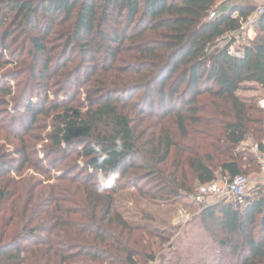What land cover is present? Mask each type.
<instances>
[{
    "label": "trees",
    "instance_id": "obj_1",
    "mask_svg": "<svg viewBox=\"0 0 264 264\" xmlns=\"http://www.w3.org/2000/svg\"><path fill=\"white\" fill-rule=\"evenodd\" d=\"M219 1L0 0V51L9 50L10 39L18 43L28 32L40 33L31 37V58L36 66L44 63L40 59L51 52L40 35H49L63 13V20L74 23L75 29L64 35L61 58L71 49L83 62L92 54L101 56L95 73L124 75L114 89L98 87L92 108L85 112L56 103L47 108L48 100L38 104L29 96L21 98L24 114L18 125L13 122L16 132L27 135L39 116L51 117L54 111L50 142L65 157L76 152L81 161L76 169L84 170L87 179L81 181L82 208H63L54 187L25 191V183L10 175L14 170L1 156L0 264L152 262L156 243L148 244L134 233L146 231L168 243L167 229L131 228L115 208L119 190L131 185L152 201L169 203L192 197L218 175L233 180L260 170L256 157L241 147L250 140L264 152V112L243 101L238 92L256 84L264 93V14L255 22L256 39L238 58L228 52L235 41L229 36L241 34L257 8L237 5L221 13ZM217 10V17L209 20ZM2 59L0 52V66ZM47 59L44 73L49 70L51 58ZM36 66L30 71L32 78L39 72ZM4 93H11L10 88H0V96ZM140 94L131 103L137 111L134 118L125 105ZM18 153L23 162L30 161L27 146ZM129 175L136 184L117 180ZM202 215L219 225V264H264V187L259 186L243 207L216 204ZM173 256L178 257L173 264H184L182 252L176 250Z\"/></svg>",
    "mask_w": 264,
    "mask_h": 264
},
{
    "label": "rangeland",
    "instance_id": "obj_2",
    "mask_svg": "<svg viewBox=\"0 0 264 264\" xmlns=\"http://www.w3.org/2000/svg\"><path fill=\"white\" fill-rule=\"evenodd\" d=\"M249 2L250 0H220L218 7L226 5L225 8H227V6L245 5L249 4ZM259 3H262L264 8V0H255L256 6ZM223 9H219L221 13H225ZM12 16L10 15L6 24L11 22ZM63 16V13L57 15L58 20L56 22L58 24H55L54 29L49 32V35H40L42 38H45L42 44L51 52L48 55L49 57L45 55L43 59H40L45 60L44 63H39L36 66L31 58L33 49L31 37L39 36L40 33L28 32V34L26 33L28 37L23 36L18 43L14 39H10L7 42L9 50L0 51L3 55L2 65L0 66V88H10L11 91V93H4L0 96V157H6V160L10 162L14 170V173L11 172L10 175L16 181L25 183V191L39 192L44 190L45 187H54V191L58 194L55 195V198L59 200L61 207L80 209L83 206L81 201L84 198L81 181L87 179V173L84 170L76 169L81 167V161L76 158V152L71 153L72 155H69V157H65L63 153L57 152L58 149H55L50 142V136L53 133L54 126H56V121L53 119L56 113L54 111L51 112V117L46 115L39 116L36 124L33 127L30 125L32 130L27 135L25 133H17L15 128H13V122L16 121L18 125V120L24 114V100L21 98L25 96L31 97L32 101L38 104L40 101L44 103L45 100H48L46 104L47 108H50L52 103H56L67 105L68 108L79 107L85 112L89 108H92L94 100L97 97H95V90L98 87H111L114 89L119 86L118 80L124 77V75H120L119 72L114 71H109L107 75H102L100 71L95 73L94 64L100 66L102 63L101 56L98 57L92 54L88 60L83 62L80 59L79 53L72 54L71 49L68 51L66 57L61 58L62 50L65 47V42L63 41L64 35L68 31L75 29V24L66 23L63 20ZM21 29L23 28L19 30ZM257 34L258 31L255 27L254 32L249 36L245 33L243 34V38L239 37V39L237 38L235 41H232V43H236L235 50L237 51L238 49L237 42L242 45L244 42L250 44L256 39ZM18 35H20V32ZM59 56L60 58H58ZM47 58H51L49 70L44 73L42 68L48 61ZM60 59L61 63L59 64L58 61ZM67 60L69 61L68 67L65 68L63 64ZM8 62H12L13 64ZM83 64L86 67L81 71L80 69ZM34 66H36L39 72L35 73L34 78H32L30 71ZM35 72H37L36 69ZM41 74L44 75V79L40 77ZM67 74H69V78H67ZM238 94L247 104H255L256 100L264 99V93L256 84L245 85ZM132 97V101L128 103L129 105H125V112L137 118V111L135 112L132 109L131 103L132 105L135 104L141 97V94ZM197 129L201 130L202 127L197 126ZM247 142L248 144L242 145L241 150L252 155L251 146L254 143L250 140ZM26 146L31 151V158L30 161L23 162L18 150H24ZM66 174H68L67 180H62L66 178L64 177ZM101 176L99 174L96 180H100ZM245 176L250 179L248 192V198H250L259 186L261 188L264 187V173L256 170L250 171ZM226 179L229 178L218 175L217 181L222 184ZM117 180L120 183L122 182V184L129 182L130 184H136L135 178L130 175L123 179L118 176ZM144 184L141 183V185ZM114 200L116 210L123 215L125 222L131 228H145L148 231L167 229L166 236L170 238L168 243L160 242L157 238L150 237L146 231L139 230L134 233L135 238H145L148 244L149 241L151 244L156 243L153 246L154 261L143 264H173L175 260H178V257L173 256L176 250L182 252L186 260L190 259L189 261L183 260L182 263L184 264L200 262L201 264H219L218 259L222 257V252L219 251L218 241L223 238L222 234H220L219 225L216 221L203 220L202 215V212L206 208L216 205L214 200L208 201L205 206L197 205L192 197L184 200L170 201L169 203H160L144 197L136 189L131 188V185L128 188L119 190L115 194ZM223 204L227 203L224 202ZM54 205L55 203L51 207ZM179 209L187 210L191 216L190 221L185 226H179L175 222V216ZM178 221V223H181L179 218ZM215 235H218L216 237L218 238L217 240L214 238ZM171 243H176L177 245L172 249L170 247ZM132 247L145 256L150 254V252H143L136 246ZM200 259L203 261L197 262Z\"/></svg>",
    "mask_w": 264,
    "mask_h": 264
},
{
    "label": "built area",
    "instance_id": "obj_3",
    "mask_svg": "<svg viewBox=\"0 0 264 264\" xmlns=\"http://www.w3.org/2000/svg\"><path fill=\"white\" fill-rule=\"evenodd\" d=\"M256 8L257 10L252 18L247 23L243 24L241 34H231L229 36V40H236L237 38L239 39V37L243 38V34L246 33L249 36L254 32L256 20L264 14L262 3H259ZM218 13L219 10L212 12L209 16V20L215 19ZM238 16L239 13L234 14V17ZM237 43V51L234 48L236 43L231 42L228 52L230 55L240 58L244 55L245 46L249 45V43L244 42L243 45L239 42ZM255 104L258 109L264 112V99L256 100ZM245 144H248V142ZM251 147V153L255 155L260 171L264 173V152L260 151L257 145H252ZM249 183L250 179L245 175L237 176L233 180L226 179L222 184L216 180L210 184L200 186L192 198L197 205L201 206H205L208 201L214 200L216 204H222L225 202L230 203L235 207H243L246 205V200L248 198ZM190 217L191 216L187 210L179 209L177 215L175 216V222L179 226H185L190 221ZM178 218L181 223H178Z\"/></svg>",
    "mask_w": 264,
    "mask_h": 264
},
{
    "label": "crops",
    "instance_id": "obj_4",
    "mask_svg": "<svg viewBox=\"0 0 264 264\" xmlns=\"http://www.w3.org/2000/svg\"><path fill=\"white\" fill-rule=\"evenodd\" d=\"M258 2H259V1H258ZM249 4L252 5V6H254V7H256V5H255V0H250ZM225 6H226V5H225ZM225 6L220 7V8H222V9L224 8L223 11H225V12L229 11V10L232 8V6H230V7L227 6V8H225Z\"/></svg>",
    "mask_w": 264,
    "mask_h": 264
}]
</instances>
